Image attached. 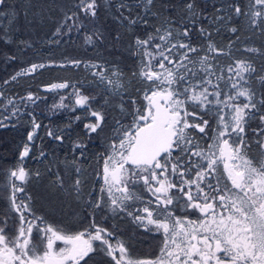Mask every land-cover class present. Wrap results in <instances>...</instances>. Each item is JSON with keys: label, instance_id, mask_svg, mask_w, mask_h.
<instances>
[{"label": "snow or ice", "instance_id": "1", "mask_svg": "<svg viewBox=\"0 0 264 264\" xmlns=\"http://www.w3.org/2000/svg\"><path fill=\"white\" fill-rule=\"evenodd\" d=\"M35 7L30 0L27 4L21 0L19 8L0 0L4 45L14 42L12 25L20 15L27 19ZM102 7L116 22H127L129 29L137 24L149 26L143 13L157 22L144 36L135 35L129 45L138 61L131 74L110 61H67L95 69L91 75L105 94L101 107L116 101L113 107L121 113L98 157L101 167L95 175L102 180L100 194H95V187L85 193L81 179L85 170L73 162L76 178L66 184L57 172L52 195L82 202L83 215L75 224H67L47 213L38 214L27 185L39 179L40 172L28 169L25 161L34 158L41 125L27 113L31 131L17 146L14 165L4 170L9 194L7 209L0 214V264H89L95 256L101 257L95 264H264V93L256 88L257 80L264 87V66L257 69L235 47L240 36L229 41L230 51L225 52L212 31L200 24L202 19L210 24L223 22L213 30L219 32L235 17H244L250 28L264 34V0H247L243 6L233 0L215 9L222 15L213 16L198 9L196 0H185L179 20L172 15L176 6L167 0H161L158 7L156 0H74L47 9L49 14H58L52 36L76 34L85 45L97 46L106 38L99 22ZM227 30L235 34L240 28ZM194 31L204 43L192 42ZM112 38L119 42L121 34ZM50 42L59 44L60 40ZM20 44L32 47L28 41ZM244 51L264 56L261 49ZM222 56L226 62H221ZM5 59L14 62L16 51L5 54ZM45 67L32 63L3 83ZM70 86L75 105L85 109L88 122L83 127L89 141L99 137L108 116L106 111L92 109L95 97L67 81L52 83L48 90ZM38 99L32 92L11 98L0 90V100L6 101L0 103V129L14 127L11 122L24 114L20 105ZM63 100L53 107H66ZM253 121H258L256 128H251ZM59 131L49 130L47 135L62 142L64 136L56 134ZM77 150L78 159H87L85 142H74L73 151ZM39 155L44 157L45 152ZM101 214L102 220H97ZM121 214L136 228L161 235L158 255L135 256L120 229L105 226L109 218Z\"/></svg>", "mask_w": 264, "mask_h": 264}, {"label": "trees", "instance_id": "2", "mask_svg": "<svg viewBox=\"0 0 264 264\" xmlns=\"http://www.w3.org/2000/svg\"><path fill=\"white\" fill-rule=\"evenodd\" d=\"M23 2L27 4L29 0H23ZM30 2L36 6L32 13L27 16V19L22 13L18 22L12 25L13 35L11 39L14 42L4 45L0 41V90L5 91L11 98L26 97L29 92L40 97L35 103L25 101L24 104L20 105L24 110V114L18 120L14 119L11 122L15 125L14 127L0 129V214L7 209V196L9 194L5 187L7 181L4 170L14 165V157L18 155L17 146L26 141L27 132L31 131V117L27 114L31 113L41 127L34 141V158L27 159L25 166L33 172L39 171L40 177L29 181L27 185L28 192L35 201V208L40 210L38 214L47 213L51 219L57 222L75 224V221L84 212L82 202L66 195H52V181L56 179V173L59 172L64 177L66 184H70L76 178L72 167L73 162H75L77 166L85 170L81 175V179L84 181L85 193L95 187V194L99 195L102 180H98L95 175L101 167V164L98 163V157L104 151L106 138L112 134L111 126L115 120L120 118L121 113L113 107L117 103L116 101H112L111 105L104 108L101 107L104 105L105 94L101 87L97 86L98 81L94 82L91 75V72L95 69L89 70L83 65L75 67L67 61L72 59L93 63L110 61L118 63L126 74H131L137 70L138 61L131 55L129 45L135 35L144 36L146 32L152 31L151 25L156 24L157 21L150 14L143 13L145 18L149 20V26L137 24L129 29L127 22L124 24L116 22L112 13L102 7L99 22L106 29V38L93 47L92 45H85L83 39L76 34H73L71 38L52 36L58 14H49L47 9L50 6L55 7L57 4H71L74 0H30ZM160 2L161 0H156L157 7ZM167 2L176 6V11L172 15L179 20L185 0H167ZM232 2L233 0H196L198 9L202 10L207 16L222 15L223 13H215V9ZM238 2L243 6L247 3V0H238ZM8 3L19 8L21 0H8ZM41 9L44 10L43 15L40 14ZM136 11H139V9ZM221 23L223 22L218 21L216 24H210L208 19L200 21V24L212 31L213 39L225 49V52L230 51L229 41L235 42L236 37L240 36L241 39L235 47L241 50L244 57L251 58L253 66L257 69L264 66V56L261 55V52L248 53L244 51L246 48H257L264 51V34H261L259 30L250 28L244 17H235L228 22L226 27L220 28L219 32L213 31ZM4 25H7V19H5ZM199 26L198 24L197 27ZM231 26L239 27L240 31L235 34L230 33L227 27ZM17 28L19 31H16ZM117 32L121 34L119 42L114 41L112 38ZM57 39L60 40L59 44L50 42ZM21 41L31 42L32 47H24L20 44ZM192 42L197 45L204 43L202 39L197 38L195 31ZM18 44L19 48H17ZM12 51L17 53V59L14 62L5 59V54ZM226 60V56L221 57L222 63ZM32 63H44L46 67L39 69L36 73L18 77L16 81H10L8 85H4L5 80H10L11 76ZM61 64L64 66L61 67ZM253 75L256 74L253 73ZM65 81L70 85L79 87L85 95L95 97L92 109L107 112L108 119L104 131L99 137L92 136L89 141L83 127L84 123L88 122L84 119L85 109L75 105L70 96L74 90L71 86L67 89L48 90L50 84ZM256 88L258 93H264V87L260 86L258 80L256 81ZM63 95L66 97L64 100L66 107L50 109V103L55 102ZM0 103H6V101L0 100ZM74 108L75 111H73ZM4 115H7V112ZM76 116H81L82 119L77 121ZM257 124L258 121L251 122V128H256ZM49 130L54 132L62 130L56 132V134L63 135L64 140L59 142L49 137L47 135ZM77 141H83L87 144V159H78L79 151H73L74 142ZM253 150L255 151V149ZM40 151L45 152L44 157H40ZM85 199H87L86 195ZM103 216L104 214H101L97 217V220H102ZM105 226H117L123 233L122 238L131 245V251L135 256L152 258L158 252L162 241L161 235L155 232L147 233L143 229L136 228L130 222V218L123 216V214L115 218H109ZM76 228H79V225H76ZM100 260V256H95L93 260L89 261V264H95Z\"/></svg>", "mask_w": 264, "mask_h": 264}, {"label": "rangeland", "instance_id": "3", "mask_svg": "<svg viewBox=\"0 0 264 264\" xmlns=\"http://www.w3.org/2000/svg\"><path fill=\"white\" fill-rule=\"evenodd\" d=\"M74 91V90H73ZM73 93V92H72ZM83 93V92H82ZM71 96V98L75 101V96L74 95H70ZM61 97H64V100L66 99V97L63 95V96H61ZM61 97H59L55 102H52V103H50V109H56V108H59V107H53L54 105H58L59 103H60V101H61ZM64 100H63V103H65L64 102ZM162 242V241H161ZM160 246H161V244H160ZM160 246H159V249H160ZM159 249H158V252L156 253V255H158L159 254ZM155 255V256H156Z\"/></svg>", "mask_w": 264, "mask_h": 264}]
</instances>
